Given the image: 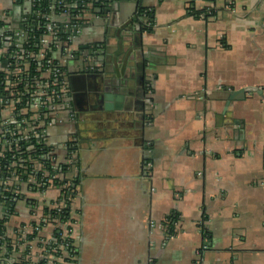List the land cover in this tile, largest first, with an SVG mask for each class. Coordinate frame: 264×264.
Returning a JSON list of instances; mask_svg holds the SVG:
<instances>
[{
  "label": "crops",
  "instance_id": "crops-1",
  "mask_svg": "<svg viewBox=\"0 0 264 264\" xmlns=\"http://www.w3.org/2000/svg\"><path fill=\"white\" fill-rule=\"evenodd\" d=\"M140 4L150 30L134 21ZM30 6L0 0V23L18 25ZM102 6L74 37L70 105L47 129L58 162L78 145L77 264H264V0ZM58 194L24 185L13 223ZM0 248L2 264L37 259Z\"/></svg>",
  "mask_w": 264,
  "mask_h": 264
},
{
  "label": "built area",
  "instance_id": "built-area-1",
  "mask_svg": "<svg viewBox=\"0 0 264 264\" xmlns=\"http://www.w3.org/2000/svg\"><path fill=\"white\" fill-rule=\"evenodd\" d=\"M29 3L30 10L24 13L18 25L0 23V169L7 154H11L7 166L9 176L4 177L0 171L3 207V211L0 210V247L10 248L12 255L19 258L27 249L35 248L38 254L34 264H77L79 252L74 244L72 226L78 218L72 207L75 185L71 170L77 165L74 155L67 157L63 164L70 176L62 178L63 166L47 142V129L60 107L70 105L67 57L73 56L74 37L90 22L92 13L83 14L77 2L65 0L46 3L29 0ZM145 24L152 26L153 23ZM63 49L64 55L58 56ZM100 66L88 68L97 70ZM34 138L37 145L49 147L44 155L53 158V170L49 171L38 157L24 155L27 150H35V144L30 142ZM17 167L24 173L31 167V172L23 178ZM24 185L41 194L57 186L59 194L46 203L43 211H38L36 220L13 223L17 203L24 198ZM28 204L34 216L39 205L35 201ZM174 216L167 217L160 225L163 235H168V225ZM46 229L49 231L45 232ZM7 258L0 256V261Z\"/></svg>",
  "mask_w": 264,
  "mask_h": 264
},
{
  "label": "trees",
  "instance_id": "trees-1",
  "mask_svg": "<svg viewBox=\"0 0 264 264\" xmlns=\"http://www.w3.org/2000/svg\"><path fill=\"white\" fill-rule=\"evenodd\" d=\"M45 3L48 2L49 0H44ZM67 3H73V2H77L81 8V10H83V14L85 12H90V13H98V12H102V11H99L97 10V7L100 6L101 9H102V5H103V0H65ZM137 16L134 18V21H137L139 22L140 24V27L141 29H146V30H150L151 26H148L146 25L145 23L146 22H151L153 23V14L150 10L147 9V7L143 6V5H138V8H137ZM141 16L142 18L140 19ZM139 17V18H138ZM84 21V19H81ZM145 24V25H144ZM92 48L96 49L97 47L95 45H92ZM2 135V134H0ZM36 139L34 138V140H31L30 142H33L35 144V150H27L24 155L26 157H32V158H36L38 157L39 160H41L43 163H45V165L47 166V168L50 170H53V167H52V164H53V159H50V158H46L44 154L47 153V151L49 150V147L45 144H41V145H37L36 144ZM24 142V141H23ZM77 151H78V145H77V141H72L70 143H68V156L67 157H70L72 155L73 157V160L74 162L76 163V165L78 166V155H77ZM44 155V156H42ZM17 157V156H16ZM9 158H11V154L8 153L7 154V160H3V163H2V168L0 169V171L3 172V176L4 177H7L9 176V173H10V169H8L7 166H9L8 164V160ZM65 164L62 163V169L63 171L66 170V165L64 166ZM17 171L19 173L22 174V177L23 178H26L29 173L31 172V167L28 168V171L27 173H24L23 172V169L22 168H19L17 167ZM78 177L79 176H75L74 177V180H72V183L75 185V183L78 181ZM1 199H0V210L3 211V207L1 206ZM174 219L173 221L170 222V224L168 225V228H169V232H173L174 231ZM1 249V248H0Z\"/></svg>",
  "mask_w": 264,
  "mask_h": 264
},
{
  "label": "water",
  "instance_id": "water-1",
  "mask_svg": "<svg viewBox=\"0 0 264 264\" xmlns=\"http://www.w3.org/2000/svg\"><path fill=\"white\" fill-rule=\"evenodd\" d=\"M96 71V70H95ZM84 74H81L80 76H82L84 79L86 78V72H83ZM88 73H90V72H88ZM91 73H95V72H91ZM74 78H75V76L74 75H71L70 76V80L72 81V80H74ZM114 97H115V95L113 94V93H109V94H107L106 95V99H109V100H113L114 99ZM109 105L107 104L106 105V107H108Z\"/></svg>",
  "mask_w": 264,
  "mask_h": 264
},
{
  "label": "rangeland",
  "instance_id": "rangeland-1",
  "mask_svg": "<svg viewBox=\"0 0 264 264\" xmlns=\"http://www.w3.org/2000/svg\"><path fill=\"white\" fill-rule=\"evenodd\" d=\"M51 159H53V158H51Z\"/></svg>",
  "mask_w": 264,
  "mask_h": 264
}]
</instances>
